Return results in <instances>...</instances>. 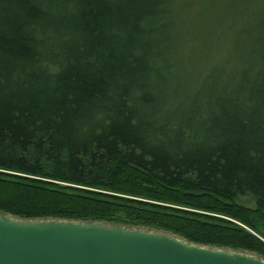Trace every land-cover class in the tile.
Listing matches in <instances>:
<instances>
[{"label": "trees", "instance_id": "obj_1", "mask_svg": "<svg viewBox=\"0 0 264 264\" xmlns=\"http://www.w3.org/2000/svg\"><path fill=\"white\" fill-rule=\"evenodd\" d=\"M246 4L239 50L200 67L189 0H0V212L264 258V0Z\"/></svg>", "mask_w": 264, "mask_h": 264}, {"label": "water", "instance_id": "obj_2", "mask_svg": "<svg viewBox=\"0 0 264 264\" xmlns=\"http://www.w3.org/2000/svg\"><path fill=\"white\" fill-rule=\"evenodd\" d=\"M0 264H264V258L157 229L0 212Z\"/></svg>", "mask_w": 264, "mask_h": 264}, {"label": "rangeland", "instance_id": "obj_3", "mask_svg": "<svg viewBox=\"0 0 264 264\" xmlns=\"http://www.w3.org/2000/svg\"><path fill=\"white\" fill-rule=\"evenodd\" d=\"M242 1L243 0H237V2L233 4L232 3L233 0H189L190 6L187 12L190 16L196 17V21L194 22L196 23V26L194 27L191 33L196 32V35L198 37L201 29L211 30L209 41L208 40L205 41V38L203 40V46L206 43H209L207 51L210 54L209 56L206 55L205 59L200 61V67L201 64H203V62H206L208 64V62L210 61H217L220 53L221 55L224 56V58H227L229 57L230 54L234 53L235 49L236 52L239 50L240 44L237 35V28L235 27L241 15L246 10L244 8L245 6H247L246 0L243 1L245 5H243ZM234 8H235V16L233 18L236 19L230 20L228 22L227 28H226L227 24L224 27H222V29L226 28V30L222 31V29L220 28L219 32L215 33V27L217 26L215 24L219 22L220 25H222L223 23L220 19L226 16L225 14H228L232 9L234 10ZM188 36L189 37H188V41L186 40L187 42L186 46L187 47L189 46V49H192V51L196 52L197 40H195L193 34L192 35L189 34ZM204 53L206 52L204 51ZM216 55H217L216 58L212 60L209 59L211 56H216ZM117 68H118V61H104L101 62V64H98L95 71L102 74L101 77L103 79V82L107 81L113 84L114 83L113 81L115 80V76L113 75L115 74V70H117ZM91 72L94 73V71ZM207 74L210 75L209 72ZM107 76H110L109 79L107 78ZM113 101L114 99L112 101L106 102L105 108L108 105L114 104ZM200 136L203 137L202 134ZM245 204L249 206H253L252 201H246Z\"/></svg>", "mask_w": 264, "mask_h": 264}]
</instances>
